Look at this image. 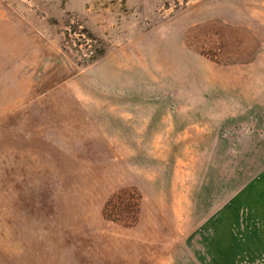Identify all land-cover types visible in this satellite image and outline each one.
<instances>
[{
  "label": "rangeland",
  "instance_id": "obj_1",
  "mask_svg": "<svg viewBox=\"0 0 264 264\" xmlns=\"http://www.w3.org/2000/svg\"><path fill=\"white\" fill-rule=\"evenodd\" d=\"M0 264H264V0H0Z\"/></svg>",
  "mask_w": 264,
  "mask_h": 264
},
{
  "label": "crops",
  "instance_id": "obj_2",
  "mask_svg": "<svg viewBox=\"0 0 264 264\" xmlns=\"http://www.w3.org/2000/svg\"><path fill=\"white\" fill-rule=\"evenodd\" d=\"M227 215L229 216V215H234V214L225 213L223 215L224 217H223L222 221L220 222L221 223V227L219 226L217 228V230H219L221 232H224V231L232 232V231H234V229H233L234 224L232 223L233 220L232 219L230 220L229 218L225 219V216H227ZM223 244H224V246H227V247L229 246L228 244H225V242H223Z\"/></svg>",
  "mask_w": 264,
  "mask_h": 264
}]
</instances>
